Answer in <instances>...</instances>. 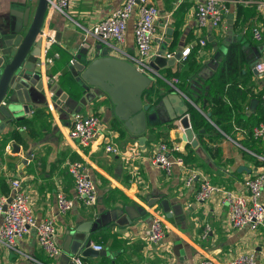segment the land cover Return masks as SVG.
Instances as JSON below:
<instances>
[{
	"label": "crops",
	"instance_id": "crops-1",
	"mask_svg": "<svg viewBox=\"0 0 264 264\" xmlns=\"http://www.w3.org/2000/svg\"><path fill=\"white\" fill-rule=\"evenodd\" d=\"M149 1L159 13L151 44L152 58L161 50H165L167 55L197 47V40L202 35L206 45L199 48L196 54L200 78L207 79L221 69L225 70L226 66L228 69V64L231 66L229 68L241 73L237 82L246 93H236L234 97L232 104L239 109L237 118L230 123V133L225 134L212 122L211 98L207 93H202L204 88L193 86L198 93L190 95L179 90L180 82L173 83L175 90L214 128V132L207 133L201 129L202 142L212 149L211 153L202 149L197 137L196 148L183 143L180 139L183 130L174 123L148 129L142 135L145 138L142 149L138 137L116 123L110 112L113 107L106 96L93 97L88 93L82 96L84 103L70 101L59 86L60 75L52 76L49 73L47 50L54 44L74 60L87 45L90 46V52L95 45L105 49V45L96 42L86 31L119 9L125 0H69L64 13L48 8L44 17L40 36V66L36 70L40 76L31 75L28 85V89H33L38 81H42L44 100H40L41 95L35 91L29 114H19L21 119L7 124L0 133V195L8 196L10 181L20 180L36 220H55V242L62 250L69 255L79 253L81 244L86 240L91 245L102 247V256L82 257L86 264H198L206 259H212L216 264H226L246 253L254 255L255 264H264V227L257 230L232 229L226 206L221 203L220 197L213 196L205 203H198L195 200L198 182L191 187L184 186L187 175L194 172L207 178L213 185L242 191L247 178L264 174V161L259 157L253 159V151L244 146L256 141L252 137V129L262 120L259 93L264 91V79H258L253 73V65L264 54V13L235 5L228 0L225 4L228 12L220 26L209 27L198 33L196 0ZM37 3L38 0H0V36L8 32L9 24L21 22L17 16L22 15L27 7L31 8L32 18ZM136 17L134 12L128 20L124 44L121 46L127 55L135 53L133 24ZM255 28L261 31L260 41L253 39L252 30ZM168 29L171 30L169 36ZM49 35H53L56 40L58 36L59 41L49 44L44 52ZM96 55L99 52L92 57ZM110 56L129 61L125 55L115 54L111 50ZM183 60L176 61L170 68L159 70V76L154 79L156 85L169 87L174 78H167L166 71H176ZM249 71L251 77L247 75ZM221 99L229 103L228 96H222ZM253 101L257 102L252 106ZM78 112L99 118L105 116L107 122L102 124V128L106 131V140L118 146L122 155L106 154L102 138L83 149L68 141L72 114ZM14 127L20 133L21 144L13 140L6 141ZM161 142L180 145L181 152L171 153L172 158L187 156L193 150L195 161L185 163L184 170L174 168L171 176H165L150 162ZM14 144L19 147V153H12ZM7 145L11 146L8 153L5 152ZM137 152L138 156L133 155ZM24 159H27L25 163ZM71 162H81L87 169L96 184L98 201L94 207L86 208L78 204L69 213L58 216L55 200L57 191L62 190L68 198L74 197L73 180L67 171ZM162 199H166L170 205L172 216L169 219L160 206ZM260 201L264 204V190ZM153 213H158L164 219V238L156 245H148L144 237ZM100 217H104V222H110V225H99L93 234L76 232V227L81 223ZM122 217L128 221L125 226L116 224ZM207 228L209 231L205 235ZM15 248L10 250L0 243V264H71L70 260L62 256L49 259L38 248L34 232L17 240Z\"/></svg>",
	"mask_w": 264,
	"mask_h": 264
},
{
	"label": "built area",
	"instance_id": "built-area-1",
	"mask_svg": "<svg viewBox=\"0 0 264 264\" xmlns=\"http://www.w3.org/2000/svg\"><path fill=\"white\" fill-rule=\"evenodd\" d=\"M228 0H196V30L198 33L211 28H218L227 14L226 2ZM235 5L254 8L257 12L264 13V0H230ZM69 6V0H49L48 8L64 13ZM136 12L137 17L133 24V36L135 44L134 55L123 53L121 46L124 44L127 22L132 14ZM159 20V13L149 0H125L119 9L111 13L110 16L102 20L90 30L87 35L96 42L108 47L115 54L125 55L137 71L157 78L159 75L154 71L149 63L152 59L150 54L151 44L155 33V26ZM253 39H262L261 31L258 28L252 30ZM43 36V35H42ZM47 50L49 44L56 43L53 35L46 38ZM199 48L206 45L205 39L200 35L197 40ZM190 48L181 52L180 59H185ZM167 54L166 58L173 55ZM253 69L256 71L258 79H264V54L261 55ZM161 78V77H160ZM178 83L177 79L172 80ZM176 89V88H175ZM178 92V90H177ZM180 93V92H178ZM261 109L263 113L262 121L252 129V137L256 141H264V91L259 93ZM102 138L103 150L106 154L122 155L118 146L107 141L106 131L102 128L101 119L93 114L83 115L73 113L71 117V127L67 133V140L74 143L81 149L90 147L96 140ZM11 146L5 147V152H10ZM178 144L167 145L161 142L157 145L155 153L151 156V164L160 170L165 176H171L174 168L184 170L185 162L181 156L172 158L171 153H180ZM133 155L138 156L139 152ZM264 161L263 157H259ZM67 171L73 180L74 197L68 198L62 190L56 193L57 215L63 216L69 213L76 205L83 207H94L98 201V190L95 182L91 179L87 169L81 162H71L67 166ZM198 182L195 193V200L198 203H205L213 196L220 197L221 203L226 206L227 217L232 229L240 231L244 228L257 230L264 227V204L260 201L264 190V174L247 178L243 183L242 191H231L221 186L213 185L207 178L201 177L194 172L187 175L184 186L191 187ZM10 193L8 196L0 195V243L10 250H16V242L30 232H34L38 248L49 258L56 259L66 255L72 264H86L81 255H67L55 242L56 223L53 219L37 221L29 206L27 195L21 188L20 180L12 179L9 183ZM206 229L205 235L208 234ZM145 241L148 245H156L164 238V219L158 213L152 214V221L145 232ZM94 251H102L101 246L91 245ZM198 264H216L212 259H206ZM226 264H255L253 254H242L236 256Z\"/></svg>",
	"mask_w": 264,
	"mask_h": 264
},
{
	"label": "water",
	"instance_id": "water-1",
	"mask_svg": "<svg viewBox=\"0 0 264 264\" xmlns=\"http://www.w3.org/2000/svg\"><path fill=\"white\" fill-rule=\"evenodd\" d=\"M48 5L49 0H38L32 18L31 8L27 7L22 15L17 16L21 22L9 24L8 32L0 36V133L7 124L20 120L19 114H29V105L34 100L35 91L41 95L40 100H44L42 81H38L33 89H28V85L31 75L40 76L36 70L40 66V36ZM228 29L231 31L232 27L229 25ZM170 34L171 30L168 29L167 35ZM56 41H59L58 36ZM166 42L169 43V40L166 39ZM89 49V45L83 47L70 63L75 81L82 88L83 95L89 93L93 97L106 96L113 107L110 112L116 123L137 136L142 149L145 142L142 135L148 129L173 123L182 128L180 139L183 143H189L193 148L198 146L196 134L191 126L190 106L171 84L167 88L156 85L155 78L140 73L131 63L111 57L109 48L103 49L95 45L92 52ZM96 52H99V55L92 57ZM172 55L171 58H166L165 50H161L151 59L149 65L157 73L163 68H170L180 60L181 53L176 52ZM253 73L256 74V71L253 70ZM256 102L253 101L251 105ZM78 103H84V99L81 97ZM207 118H210V113L207 114ZM19 151V147L14 144L12 153ZM26 161L27 159H24L23 163ZM160 206L165 216L171 218L168 201L162 199ZM104 220V217H100L94 221L81 223L76 227V232L93 234L99 225L110 223H105ZM116 224L125 226L128 221L126 217H122ZM63 251L69 255L67 251ZM75 255L98 258L103 253L94 251L91 242L86 240L81 244L79 253H74ZM62 257L69 260L66 255Z\"/></svg>",
	"mask_w": 264,
	"mask_h": 264
},
{
	"label": "trees",
	"instance_id": "trees-1",
	"mask_svg": "<svg viewBox=\"0 0 264 264\" xmlns=\"http://www.w3.org/2000/svg\"><path fill=\"white\" fill-rule=\"evenodd\" d=\"M198 50V46L191 48L189 54L185 57L182 63L177 66L176 71H166L165 76L167 78L177 79L178 82H180V84L178 85L179 90L190 95L193 92H197V90L194 89L193 86H196L199 82L201 86L199 84L197 86L204 88L202 93H207V96L211 98L210 111L212 122L217 127H219L222 132L228 134L230 133V129L232 128L230 123L233 119L237 118V110L239 109V107H236L234 106V104H232V102L235 101L234 97L237 94L239 95L240 93H246L245 90L240 89V85L237 82L241 77V73L235 69L232 70L231 68H229L231 66L228 64L229 70L226 66L225 70L221 69L207 79L200 78V76H198L200 66L196 61V54ZM46 58L50 61V75L54 76L56 74H59L60 88L65 91L70 101L78 103L83 95V90L75 81V78L72 75L70 68V63L72 61L71 55L53 44L47 50ZM184 67L185 69H183ZM241 68L242 67H240L239 69ZM247 75L251 77V71H249ZM226 86L228 87L227 90L225 89ZM224 93H226L227 95H224ZM222 96H228L230 105L229 103L226 104L225 102H223V100L221 99ZM239 98L242 99V97ZM261 117L263 118V113ZM190 120L192 129L196 134L200 146L205 152L211 153L212 149L208 148L202 142L203 132L201 129L203 128L205 133H207L210 131L214 132V128L192 106H190ZM250 131L248 133L249 136ZM10 140L21 144L20 133L18 130H16L15 127L12 128L7 135L6 141ZM244 146L253 151V153L255 154V157L253 159H256L257 157L264 158V141H253L252 144H244ZM192 154L193 150H191L187 156H182L185 163L195 161V158L192 156ZM107 225H110V223H108Z\"/></svg>",
	"mask_w": 264,
	"mask_h": 264
},
{
	"label": "rangeland",
	"instance_id": "rangeland-1",
	"mask_svg": "<svg viewBox=\"0 0 264 264\" xmlns=\"http://www.w3.org/2000/svg\"><path fill=\"white\" fill-rule=\"evenodd\" d=\"M0 40H1V37H0ZM105 48H107V47H105ZM109 52H110V50H109ZM100 118H101V122H103L102 124L107 122L105 116H101Z\"/></svg>",
	"mask_w": 264,
	"mask_h": 264
}]
</instances>
